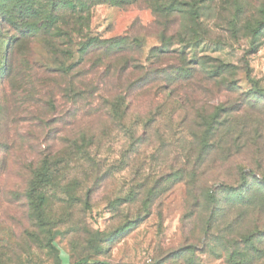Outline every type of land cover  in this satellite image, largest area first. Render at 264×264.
Segmentation results:
<instances>
[{
    "label": "rangeland",
    "instance_id": "1",
    "mask_svg": "<svg viewBox=\"0 0 264 264\" xmlns=\"http://www.w3.org/2000/svg\"><path fill=\"white\" fill-rule=\"evenodd\" d=\"M166 5L94 7L72 58L0 29V71L5 48L18 62L0 74V264H264V0ZM160 46L188 80L128 92L141 74L108 70L135 58L161 77ZM121 94L123 122L104 107Z\"/></svg>",
    "mask_w": 264,
    "mask_h": 264
},
{
    "label": "trees",
    "instance_id": "2",
    "mask_svg": "<svg viewBox=\"0 0 264 264\" xmlns=\"http://www.w3.org/2000/svg\"><path fill=\"white\" fill-rule=\"evenodd\" d=\"M143 3L150 9L154 15L162 16L166 15L170 11V7H167V0H0V14L2 23L1 30L7 26L16 25L19 30V36L16 39L14 46L17 48L19 43L25 45L26 40H39L44 43L48 54L51 56L52 51L62 52L63 56L72 58L73 47L77 46L78 39L84 41L83 31L89 25L91 19L92 9L98 5H112L118 8L130 7L137 3ZM172 13V12H171ZM3 27V28H2ZM259 31V28L256 32ZM181 36L176 35L172 41H176ZM183 38V37H182ZM164 40V39H163ZM98 41L97 39H89L87 42L80 44L79 53L83 57L90 54V48L93 46V42ZM165 41V40H164ZM185 43L186 41H181ZM137 43V42H136ZM162 46V45H161ZM154 47L151 51V55L156 56V63L152 66H158L164 68L159 71L161 77H152L153 70L148 69V72L139 63V60L135 58H124L118 66H109L108 70L118 69V72L125 76L129 70L134 73L141 74V77H136L134 80L130 78L128 80V92L135 91H147L154 93V95L160 94L162 91H167L177 83L179 80H188L191 76V71L183 68H178L174 71H180L178 75L169 76V67H165L166 55L162 51V48ZM15 47L14 50H15ZM112 51V49L110 50ZM121 50L119 52H122ZM3 54L2 60V71L1 76H7V78L13 79L17 75L18 62L12 57L11 49L5 48L1 51ZM53 53V52H52ZM148 62H152L148 59ZM49 70L53 71L56 69H50L54 67V63L48 62ZM78 64V63H77ZM30 66V63L27 64ZM75 65L69 66L65 62H61L58 66L57 71L62 73H69L73 70ZM55 68V67H54ZM153 68V67H152ZM145 71V72H144ZM28 72V71H27ZM22 73V72H21ZM145 73V75H143ZM183 73V76H182ZM19 74V72H18ZM25 74V72H24ZM134 75V74H133ZM128 96L123 94L117 95L112 100H106L104 107L108 109L110 116L120 122L124 121L125 115L129 108ZM139 123L145 124L143 127L148 130V118H138ZM52 164L47 161H43L37 171L34 173L35 181L34 185L44 186L48 184L53 176ZM243 183L247 184V180L243 178ZM261 183L264 185V178L261 179ZM227 188L222 186V189ZM39 206L44 201V196L39 195ZM215 198V192L213 190L208 193V200L213 202ZM85 261H81L75 264H85Z\"/></svg>",
    "mask_w": 264,
    "mask_h": 264
}]
</instances>
